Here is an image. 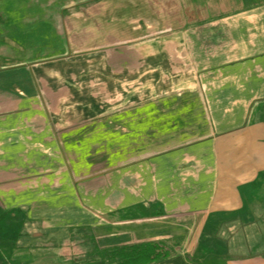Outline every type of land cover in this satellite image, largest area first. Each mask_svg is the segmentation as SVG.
Wrapping results in <instances>:
<instances>
[{
    "label": "crops",
    "instance_id": "obj_1",
    "mask_svg": "<svg viewBox=\"0 0 264 264\" xmlns=\"http://www.w3.org/2000/svg\"><path fill=\"white\" fill-rule=\"evenodd\" d=\"M43 1L0 0L3 208L151 264H264V0Z\"/></svg>",
    "mask_w": 264,
    "mask_h": 264
},
{
    "label": "trees",
    "instance_id": "obj_2",
    "mask_svg": "<svg viewBox=\"0 0 264 264\" xmlns=\"http://www.w3.org/2000/svg\"><path fill=\"white\" fill-rule=\"evenodd\" d=\"M6 210L0 202V264H30L31 260H21L22 252H59L67 239L74 246L76 234L67 232L59 240L50 238V231L39 229L30 232L32 218L28 210ZM5 214V215H3ZM65 245V244H64ZM52 247V248H49ZM55 250V251H54ZM60 259L61 254H55ZM168 255L158 242H142L130 245L100 248L91 241L85 243L80 256L72 257L66 264H151ZM62 263V264H65Z\"/></svg>",
    "mask_w": 264,
    "mask_h": 264
},
{
    "label": "rangeland",
    "instance_id": "obj_3",
    "mask_svg": "<svg viewBox=\"0 0 264 264\" xmlns=\"http://www.w3.org/2000/svg\"><path fill=\"white\" fill-rule=\"evenodd\" d=\"M42 2L44 3V1L42 0ZM42 2H35L36 4H40ZM29 10L27 11H30L29 14H27V12L25 13L24 10L25 8L22 10V16L23 18L25 19H29L30 18V14L32 13V17H37V16H41L42 13H49L52 8H47V7H36L34 6V3L32 2V5L31 6H28ZM0 21H1V18H0ZM102 105H105V104H102ZM6 177H8L6 175ZM264 198H261L260 201H263ZM6 210L8 209H5L4 212H6ZM16 210V209H15ZM23 210V209H22ZM26 210V209H24ZM262 211V216H261V220L264 221V209L261 210ZM5 215V214H3ZM32 217V215H31ZM44 220V219H43ZM46 221V220H44ZM75 220H73L74 222ZM34 223H32L31 227H29V231L32 232V231H35L37 232L39 229H38V224L37 222H35L33 220ZM75 233V231H72V234ZM76 234V233H75ZM64 235V230H56L54 232H50L49 233V237L50 238H56L57 240H59L61 237H63ZM77 235V234H76ZM67 240V239H65ZM68 242L66 241L65 242V245L63 244L60 249H59V252L58 253H55V254H61L60 256V259L57 257V255H55L53 252L49 251L48 253H39L37 251L35 252H30V253H26L25 251L22 252V257H21V260H31L30 264H62V263H65V262H68L69 259L71 260L72 257H77V256H80L82 251L84 250L83 247L81 246H77V243L76 242H73L74 243V246L71 247V245L67 244ZM261 244V246H260ZM49 248H52V247H49ZM55 251V250H54ZM258 251L259 253H264V234H262V239L259 243V248L256 250ZM66 264V263H65Z\"/></svg>",
    "mask_w": 264,
    "mask_h": 264
}]
</instances>
